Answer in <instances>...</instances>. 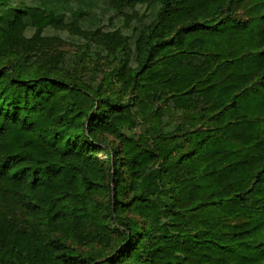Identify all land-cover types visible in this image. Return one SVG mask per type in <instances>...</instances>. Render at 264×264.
<instances>
[{
  "label": "trees",
  "instance_id": "1",
  "mask_svg": "<svg viewBox=\"0 0 264 264\" xmlns=\"http://www.w3.org/2000/svg\"><path fill=\"white\" fill-rule=\"evenodd\" d=\"M241 1L0 0V264H264Z\"/></svg>",
  "mask_w": 264,
  "mask_h": 264
},
{
  "label": "rangeland",
  "instance_id": "2",
  "mask_svg": "<svg viewBox=\"0 0 264 264\" xmlns=\"http://www.w3.org/2000/svg\"><path fill=\"white\" fill-rule=\"evenodd\" d=\"M258 2H259L258 0H242L241 3L236 7L234 16L236 18H242V19L247 18L250 15V10H253L254 7L258 4ZM65 49L71 51L73 47L67 45ZM105 139L109 140L110 137H105ZM98 157L104 158V154L100 152L98 154ZM92 246L96 247L95 245Z\"/></svg>",
  "mask_w": 264,
  "mask_h": 264
}]
</instances>
